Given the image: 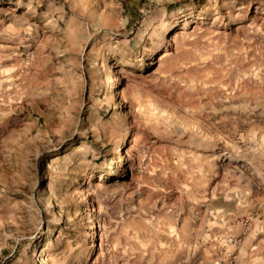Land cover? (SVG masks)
<instances>
[{
  "label": "rangeland",
  "instance_id": "374dc122",
  "mask_svg": "<svg viewBox=\"0 0 264 264\" xmlns=\"http://www.w3.org/2000/svg\"><path fill=\"white\" fill-rule=\"evenodd\" d=\"M0 264H264V0H0Z\"/></svg>",
  "mask_w": 264,
  "mask_h": 264
}]
</instances>
